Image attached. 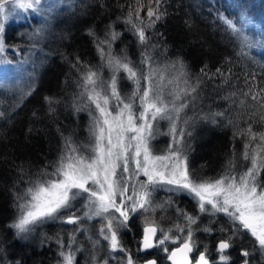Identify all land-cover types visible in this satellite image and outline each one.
Instances as JSON below:
<instances>
[{
  "label": "trees",
  "instance_id": "1",
  "mask_svg": "<svg viewBox=\"0 0 264 264\" xmlns=\"http://www.w3.org/2000/svg\"><path fill=\"white\" fill-rule=\"evenodd\" d=\"M51 1L56 6L48 22L49 28L56 32L50 44L43 46V49L42 45L31 41L23 52H19L20 58L32 50L36 54L40 52L36 63L31 62L28 68L32 81H35L34 90L28 94L29 84V89L19 95L12 91L11 86L0 85V264H57L60 260L57 236L67 245L69 232L75 229L71 225L49 223L35 229V239L31 236L17 239L14 230L6 225L19 214L18 209L13 207L14 192H23L42 172L53 171V165L65 151V138H71L79 150L91 144V133L89 137L87 133L90 132L92 119L89 107H84L88 103L81 95L80 78L88 68L102 75L107 71L106 58L101 59L97 44L107 38L105 34L110 23L115 22L114 30L121 34L120 39L113 43V53L127 49L128 58L135 66H146L140 63L145 46L138 43L130 26L123 23L129 11H132L133 20L140 23L136 20L137 0ZM139 2L143 5L139 16L144 21L142 26H146L149 0ZM151 6L154 8L155 3ZM161 8L167 10L166 20L157 23L155 29L146 28V34L152 37L151 43L158 45L155 49H148L153 66L161 68L168 78L178 77L174 78L175 81L171 77L170 83L176 91L186 87L185 77L179 76V65L175 68L171 66L178 58L186 64L189 83L195 84L197 78L201 81L197 93L193 94L197 99L184 97L190 102L180 114L181 118L191 119L195 126L203 117L211 120L212 113H225L224 117H216L215 124L206 121L203 130L197 132L193 141L185 143L189 175L196 182L214 181L229 171V161L233 159L236 166L232 171L239 174L250 165L240 155L245 137L233 138V133L238 128H247L249 123L254 131H264V125L254 123L255 117L250 118L252 108L249 107L254 104L250 88L257 92L264 88V37L262 33L257 34L256 29L244 25L245 18L264 20V0H166ZM225 20L231 21V28L224 23ZM22 22L10 21L5 26L3 36L9 50L0 57V62L16 60L11 48L18 50L26 39L18 33L24 25ZM25 22L30 25L28 21ZM89 29L95 31V39L87 34ZM101 47L107 48L106 45ZM77 58L81 64L72 68ZM205 65L208 76L201 72ZM217 68L221 69L223 76L216 73ZM246 92L249 95L245 96ZM44 97H51L52 103H46ZM241 100L245 101L243 107ZM50 107L55 110L49 111ZM77 107L82 110L77 112ZM228 119H232L236 126L229 124ZM261 174L264 175V172ZM175 204L177 208L192 205L194 213L197 211L195 203L185 194L176 196ZM174 207L155 209V213L150 212L149 216L166 230L174 229L176 224H186ZM213 219L216 223L210 224ZM226 220L227 217L218 213L215 217H202L192 227H228ZM129 223L139 238L142 219L134 215ZM83 224L90 227L89 234L95 237L91 230L96 225L84 221ZM176 234L174 230L172 235ZM40 235L41 242L36 240ZM120 235L134 254L136 246L131 234L121 231ZM227 235L214 231L209 236L196 231L194 239L200 245L199 250H203L205 243L208 244L210 262H215L219 255L217 242ZM77 243L83 248L92 247L83 232L77 234ZM233 244L234 247L225 253L230 256L227 264H241L244 259L249 260L250 264H264V254L250 233L241 231L234 237ZM173 246L168 244L170 249ZM242 250H249L251 255L243 257ZM158 257L160 264H169L164 253H158ZM76 264H80L79 255L76 256Z\"/></svg>",
  "mask_w": 264,
  "mask_h": 264
},
{
  "label": "snow or ice",
  "instance_id": "2",
  "mask_svg": "<svg viewBox=\"0 0 264 264\" xmlns=\"http://www.w3.org/2000/svg\"><path fill=\"white\" fill-rule=\"evenodd\" d=\"M153 2L154 8L151 6ZM165 2L166 0H149L146 26H142L144 21L139 16L143 7L139 0L136 6V20L140 23L133 20L132 11H129L123 20L125 25L130 26L138 43L145 46L140 63L147 66L146 71L133 64L128 58L127 49L113 53V43L120 39L121 35L114 30L113 22L107 26V38L97 44L98 53L102 60L106 58V67L111 75L106 80L102 79V74L92 68H88L87 72L81 75V95L86 96L87 101L95 105L96 110L93 112L89 108V115L92 117L90 133L93 139L89 145L91 155L81 153L71 138H65V151L53 165V171L42 172L23 192H14L13 207L18 209L19 214L6 227L14 230L17 239H23L21 234L32 231L31 226L49 220L76 225V228L69 232L67 245L61 237L56 238L60 249L57 254L61 257L57 264H76V253L83 250L82 246L77 245V234L80 232L85 233L94 250L102 239L107 241L111 253H122V256L113 257L118 264H158V253H164L171 264H216L214 261L210 262L207 243L203 245V250H199L200 245L194 239L196 231H202L209 236L214 231L228 234L219 239L216 245L218 261L221 264H227L230 260V256L225 254L226 250L234 247L233 239L241 231L250 233L258 243L260 252L264 254V181L260 179L261 173L264 172V131H254L249 123L247 128H238L233 133V138L245 137L240 155L250 166L244 171L239 174L232 171L236 166L233 159L229 161V171L214 181L196 182L190 177L187 156L181 147L185 132L183 128L178 131V122L181 120L180 114L190 102L184 97L197 99L193 94L197 93L201 81L197 78L195 84H190L185 71L186 64L178 58L171 66L175 68L179 65V76L185 77L186 87L169 92L168 95L172 99L165 98L161 83L163 76L159 75L158 67L153 66L154 61L148 51L158 45L151 43L152 37L146 34V28L155 29L157 23L166 20L167 10L161 8ZM39 5L41 0H0V15L7 19L8 14L14 10H36ZM117 20H120V17H117ZM224 23L229 28L232 27L230 20H225ZM4 31V25L0 24V55L9 50L3 36ZM87 34L96 38L92 29H89ZM101 45H106L107 48ZM80 64V59L77 58L76 63L71 66L77 68ZM206 68L207 65L201 72L208 76ZM121 72L126 74L125 77H120ZM216 73L224 75L220 68L216 69ZM124 78L135 86L127 95L123 94L120 88L121 79ZM34 88L33 80L29 95ZM249 91L254 101V104L249 106L252 108L250 118L255 117L254 123L264 125V88L258 92L253 88ZM44 100L48 104L52 103L51 97H44ZM178 101L180 102L177 103ZM244 104L245 101L241 100V107ZM54 110L49 108V111ZM81 110L80 107L76 108L77 112ZM224 116V112L212 113L211 123H217L216 117ZM188 119L185 117L183 123L187 124ZM158 120L170 122L168 134L172 139L163 154H154L151 145V140L155 139L153 122ZM228 123L236 126L232 119H228ZM20 171L22 173L23 169ZM141 176L146 179H140ZM157 191L191 196L196 201L199 213L210 217L222 213L227 217L225 223L228 227L221 225L217 229L209 226L193 229L192 226L197 223L199 216L191 215L180 208L177 211L186 224H176L174 229L167 230L160 227L152 216L147 215L149 212L155 213L152 198ZM78 201H83L82 212L81 208L77 207ZM166 203H173L171 195ZM207 205H210V208ZM77 212L81 214L77 215ZM137 212H140L138 218L142 217V235L139 238L135 236L129 223ZM97 219L100 221L98 239L89 234L81 223ZM211 223L216 221L210 220ZM174 230L180 235H172ZM121 231L131 234L136 246V255L123 242ZM168 244L177 246L170 249ZM73 245L77 246L73 248ZM140 253L145 255L140 257ZM241 255L249 257L251 252L242 250ZM91 260L92 264H96L95 252L92 253ZM103 264H108V260L105 259ZM241 264L250 262L244 259Z\"/></svg>",
  "mask_w": 264,
  "mask_h": 264
},
{
  "label": "rangeland",
  "instance_id": "3",
  "mask_svg": "<svg viewBox=\"0 0 264 264\" xmlns=\"http://www.w3.org/2000/svg\"><path fill=\"white\" fill-rule=\"evenodd\" d=\"M55 6L56 5L54 3H52L51 0H41V5H39L36 10H31V9L19 10V9H17V10H14L13 12L9 13L7 16V19H5L3 17V15H0V24H3L4 28L10 21H14V22L24 21V22H22L24 25L18 33H21V35L26 38V39H24V43L21 46H19L18 50H17V48H11V53L17 57L16 60L12 59L9 62L8 61L0 62V85L11 86L12 91L17 92L19 95L24 94L29 89V84L32 83V75L28 70L29 64L31 62L36 63L35 59L40 56V52H38V54H36L35 50H32L28 54H25V56H26V57L24 56L25 58L24 57L20 58L19 52H23L28 47V44L31 41L38 46L42 45L41 47L43 49H44L43 46H45V45L48 46L50 44L51 39H52V35L56 31L53 28H49L50 22H48V20L50 19L52 11H53ZM25 21H28L30 23V25L28 26V23ZM263 21L264 20L259 21V20H255L252 18H245L244 19V25L247 28L256 29L257 34L262 33V36L264 37ZM12 49H16V50L13 51ZM1 56H3V55H0V57ZM142 68H144L145 71L147 70L146 66H143ZM159 71H160L159 75L163 74L162 75L163 80L161 83L163 85V91L165 93V98L166 99H172V97L169 96L168 93L174 92L176 90H175L174 86H172L170 84L172 82L171 77L173 78L174 81L178 77L177 76H169V78H170L169 79L167 77L168 75H166L161 68H159ZM110 75H111V73H110L109 69H107V71H105L104 75H102V79L106 80ZM119 75H120V77L123 78V77H125L126 74L121 72ZM170 80H171V82H170ZM134 87L135 86L131 81L127 80L126 78L121 79L120 88H121V91L123 94H125V95L130 94ZM84 97L86 99V96H84ZM86 102L89 105L88 107L93 112H96L95 105L90 104V102L87 101V99H86ZM96 115H98V113H96ZM91 119H92V117H91ZM183 119L184 118H181V120L178 122V131L180 128H183V130L185 132V135L183 137V143L181 145V147L184 151L185 143L187 141H193L197 132L199 130H203L204 123L206 121L210 123L211 120H210V118H208V119L204 118L200 123H198L194 126V123L191 121V119H188L187 124L183 123ZM169 124H170V122L167 120H158L156 122H153L155 139L151 140V145H152L154 154H163L165 152V150L168 148V146L171 142V139H172L171 135L168 134L169 133ZM188 133H191V135H188ZM89 134H90V132L88 131V133H87L88 137H89ZM91 139H92V136H91ZM92 142H93V139H92ZM89 145H90V143H89ZM89 145H87L86 148L84 145V148L80 149L79 151L85 155H91ZM130 167H134V165H130ZM140 179L143 180L146 178L141 176ZM260 179L262 181H264V175L261 174ZM170 195H171L172 201H173V203L171 205L166 203V201L168 200V197ZM180 195H182V194H180ZM176 196H179V195L167 193L164 191H157L154 193L153 198H152L153 199V206L155 207V209H158V210H160L161 208L169 209L171 207H174V205H176L175 204ZM187 197L190 200H192V202H194L195 206H196V201L193 200L191 196L187 195ZM159 198H161L160 201L158 200ZM82 204H83V201L77 202V207L81 208V212L83 211ZM207 207L210 208V205H207ZM174 208H177V207H174ZM180 209H183L184 211L188 212L191 215L199 216V220L197 222L201 221L202 217H205V216L208 218H211L208 215H204V214L199 213L197 206H196L197 211L195 213H194L192 205L187 206V207H180ZM149 213H147V215H149ZM80 214H81L80 212H77V215H80ZM135 215L137 217H140V212H137ZM139 219H142V217ZM84 222L92 223V224L96 225V226H93L94 228L91 231L95 235L94 238L98 239L99 237H98L97 233H98V229L100 226L99 219L92 220V221H84ZM49 223H53V224L61 225V226H70L68 224H62L59 220H56V221L49 220L47 222L38 223L34 226H31L32 231H30L28 233H23V237L29 238L31 236L32 239H35V229H40L41 226L49 224ZM81 223L83 224V221H81ZM71 226L76 228V225H71ZM84 227L87 228L88 233H89L90 227H88L86 225H84ZM91 229H92V227H91ZM140 230H141V234H142V226H141ZM176 235H180V234L177 233ZM85 237H86V235H85ZM36 240H39V242H41L42 241L41 235L38 236V239L36 238ZM86 240L88 241L87 237H86ZM76 246L77 245H73V248H75ZM93 252H95V254L97 255L96 264H103V261L105 259L108 260V264H118V261L116 259H113V257L123 255L122 253H111L108 249L107 241L100 239V243L95 250L92 247L91 248H83L82 251L76 253V256L77 255L80 256V264H92L91 255ZM60 260H61V257H60ZM215 262H216V264H221V262L218 261V256H217V261L215 260Z\"/></svg>",
  "mask_w": 264,
  "mask_h": 264
},
{
  "label": "flooded vegetation",
  "instance_id": "4",
  "mask_svg": "<svg viewBox=\"0 0 264 264\" xmlns=\"http://www.w3.org/2000/svg\"><path fill=\"white\" fill-rule=\"evenodd\" d=\"M141 235H142V234H141ZM134 255H136V253H134ZM144 255H145L144 253H140V254H139L140 257H143ZM166 261L168 262L167 259H166ZM168 263H169V262H168ZM158 264H160L159 259H158ZM169 264H170V263H169Z\"/></svg>",
  "mask_w": 264,
  "mask_h": 264
},
{
  "label": "water",
  "instance_id": "5",
  "mask_svg": "<svg viewBox=\"0 0 264 264\" xmlns=\"http://www.w3.org/2000/svg\"><path fill=\"white\" fill-rule=\"evenodd\" d=\"M176 246H177V245L173 246L172 248H175ZM172 248H171V249H172ZM168 262L171 264V262H170V261H168Z\"/></svg>",
  "mask_w": 264,
  "mask_h": 264
}]
</instances>
